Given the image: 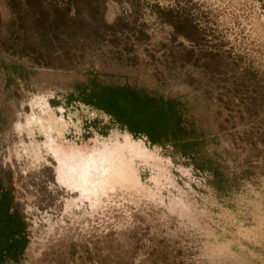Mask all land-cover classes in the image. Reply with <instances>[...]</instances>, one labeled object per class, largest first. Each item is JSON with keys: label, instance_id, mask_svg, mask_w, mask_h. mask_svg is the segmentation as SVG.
Instances as JSON below:
<instances>
[{"label": "rangeland", "instance_id": "obj_1", "mask_svg": "<svg viewBox=\"0 0 264 264\" xmlns=\"http://www.w3.org/2000/svg\"><path fill=\"white\" fill-rule=\"evenodd\" d=\"M180 1L198 45L157 16L172 0L84 4L61 28L0 0V177L29 239L18 264H264V0ZM88 72L181 100L238 179L223 193L172 144L86 129L109 118L64 104Z\"/></svg>", "mask_w": 264, "mask_h": 264}, {"label": "trees", "instance_id": "obj_2", "mask_svg": "<svg viewBox=\"0 0 264 264\" xmlns=\"http://www.w3.org/2000/svg\"><path fill=\"white\" fill-rule=\"evenodd\" d=\"M105 1L107 0H11L12 6L19 10V15L29 13L30 9L33 10L31 20L39 28H46L48 24L68 27V23L79 18L81 5L105 3ZM114 1L123 3L129 0ZM172 1L174 6L165 7L156 3L157 16L173 28V34L176 37H183L193 45H198L203 34L200 22L189 9L179 6L180 0ZM71 10H75L74 17L69 16ZM121 20L120 16L117 17L111 27L120 25ZM87 76L85 81L74 86L65 98L64 105L69 107L75 102L82 103L106 115L109 122L100 127L102 120L97 117L85 123L86 129L93 127L100 134L108 135L109 131L117 126L122 131L130 133L134 139L146 138L150 146L158 145L164 148L172 144L175 153L184 158H190L195 168L212 171L213 183L223 193L231 188L233 179H238L237 176L233 178L228 176L216 153L206 148L204 139L187 120L186 109L181 100L167 98L130 84L107 83L101 80L97 73L88 72ZM51 103L53 106L58 104L52 100ZM87 132L90 134V131ZM246 174L247 171L244 170L242 177ZM2 188L3 183L0 177V191ZM14 203L12 189H8L4 195H1L0 264L6 257H12L15 254L13 246L5 245L10 242L16 232L25 229L18 211H16L18 215L9 216V209L14 206ZM25 244L26 241L23 239L20 245L25 246Z\"/></svg>", "mask_w": 264, "mask_h": 264}, {"label": "crops", "instance_id": "obj_3", "mask_svg": "<svg viewBox=\"0 0 264 264\" xmlns=\"http://www.w3.org/2000/svg\"><path fill=\"white\" fill-rule=\"evenodd\" d=\"M2 183H3V180H2ZM7 190H8V188L3 183V188L0 191V197H1V195H4ZM16 211H17V209L15 208V206L11 207L9 209V213H10L9 216L16 215V214L18 215V213ZM22 220H23L22 224L23 225L25 224V229H23L19 232H16V234L13 237H11L10 242L5 245L6 247L13 246L15 249L14 250L15 254L12 257H6L3 260L2 264H10V263L18 264L19 262H21L23 260V258L25 256V252L27 250L29 239H28V234H27V224L23 218H22ZM23 239H25V241H26L25 246L20 245V243L22 242Z\"/></svg>", "mask_w": 264, "mask_h": 264}]
</instances>
